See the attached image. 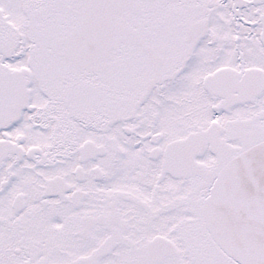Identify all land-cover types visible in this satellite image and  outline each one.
<instances>
[{"label": "snow or ice", "instance_id": "obj_1", "mask_svg": "<svg viewBox=\"0 0 264 264\" xmlns=\"http://www.w3.org/2000/svg\"><path fill=\"white\" fill-rule=\"evenodd\" d=\"M0 264H264V0H0Z\"/></svg>", "mask_w": 264, "mask_h": 264}]
</instances>
